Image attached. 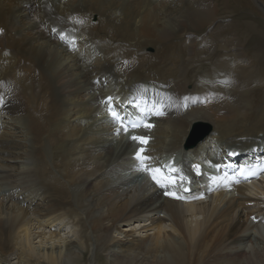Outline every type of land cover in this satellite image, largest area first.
Instances as JSON below:
<instances>
[{"label": "bare ground", "instance_id": "bare-ground-1", "mask_svg": "<svg viewBox=\"0 0 264 264\" xmlns=\"http://www.w3.org/2000/svg\"><path fill=\"white\" fill-rule=\"evenodd\" d=\"M258 3L0 0V118L11 124L7 132L31 135V144L24 147L37 162L34 167L21 163L25 171L16 174L13 166L0 164V192L10 193L0 208V260L10 263L17 255L26 264H66L63 243L44 250L33 246L34 229L41 227L50 229L53 240L73 225L70 232L80 234L78 241L67 236L63 242L66 247L79 244L84 253L91 235L81 214L71 210L77 206L99 231V251L106 252L98 257L101 263L264 264V247L241 249L246 241L254 243L253 237L264 241L252 233L264 224V165L257 164L264 161V98L259 92L264 81L258 74L264 73V30ZM233 6L245 21L219 28L216 39L202 44L199 31L221 23ZM150 48L153 53L144 54ZM202 63L211 69L200 71ZM110 107L127 130L112 119ZM130 118L151 125V135L144 132L152 141L143 156L150 158L146 163L152 170V165L162 168L164 153H180L195 121L214 123L216 136L201 140L197 149H183L177 170L166 171L176 176L184 171L186 176L178 178L184 196L159 184L122 201L136 177L113 176L142 165L139 152L131 151L125 139L126 133L140 132L127 127ZM15 131L8 135L13 138ZM7 141L1 144L5 154L19 145ZM46 148L58 176L47 164ZM239 158L242 164L252 162L258 173H247L252 167L239 171L241 166L233 165ZM202 161L217 168L229 164L219 167L211 181L213 174L205 175L210 163L202 166ZM91 178L98 180V188L89 193ZM69 187L78 195L72 196ZM186 211L202 219L190 224ZM133 220L142 221L139 231L121 229ZM151 238L154 247H148Z\"/></svg>", "mask_w": 264, "mask_h": 264}, {"label": "rangeland", "instance_id": "rangeland-1", "mask_svg": "<svg viewBox=\"0 0 264 264\" xmlns=\"http://www.w3.org/2000/svg\"><path fill=\"white\" fill-rule=\"evenodd\" d=\"M235 7L236 6H233L231 9H228L227 16H225V18H223L224 20L221 23L216 24L212 29H209V28L206 29L207 28L206 27L205 29H202L201 31H199L200 34L198 33V38H200L199 40H200V42L202 44H205L207 42L210 43L215 38L214 37V34L216 33V31L219 28H221V27L231 28L230 26H232V28H234V27L237 26V23L245 21L246 18H243L242 17V14H241L242 11L241 10H239V11L238 10H235L234 9ZM258 7H260L262 9V13L263 14H262V21L260 22V26H262V29L264 30V1L263 0H261L260 5L258 3ZM33 12H35V11H33ZM218 15H222V13H220ZM91 22L93 24H96L98 22V17H96V15H95L91 19ZM100 37H103V36H100ZM105 40H106V42H105L106 44H109V43L112 44L111 39H105ZM174 42H178V41L175 40ZM114 43H116V42H114ZM262 43H264V40L261 39L260 44H262ZM122 44L124 46H128V45H126L124 43H122ZM76 49H77V46L74 48V51ZM70 51H73V49L70 48ZM153 51H154V48H152V49L150 48V49L146 50V52H144V54H147V53L148 54H152ZM211 53L212 52H210L209 54H211ZM140 54H143V52H141ZM185 55L186 54L184 53L183 54V57H185ZM232 58L235 60V58L233 56H232ZM215 61H217V59H215ZM209 69H211L209 65H205L203 63L200 65V71L208 72ZM258 74L260 75L261 78H263V81H264V76H263L264 73L263 72H259ZM263 86H264V82L261 83L260 87H263ZM259 90H260L259 91L260 92V96L263 95V98H264V88L262 90L259 88ZM9 125H11V124L6 121V118H2V117L0 118V131H1L0 132V138H1L0 139V164H2V165L3 164L4 165L6 164V165L13 166V168L11 167L12 168V172H13V174H16L17 172H19V171H17V169L20 168V164L21 163H25L26 166L27 165H31V166L34 167L37 162L34 159H30L29 158V156L27 155L28 153L26 152V148L24 147L26 145L29 146L31 144V142H32L31 141V135L27 139L26 137L23 136L22 133H19L18 130L15 131L14 129H11L10 131H15V136L12 138L11 136L8 135L9 134L8 132H10V131H8V132L6 131V126H9ZM213 125H214V123H212L210 121H206V120H198V121H195L193 123V125H191V127L189 128V130L187 132V135L184 138L185 139V144H184L183 149L184 150L197 149V148H199V145L202 143V141H206V140L208 141L210 138H213L214 136H216V134H213ZM132 130H134V131L135 130H138L140 132L137 135H135V133H132V134L131 133H126L125 139H126V141L130 142V144H131V146H132L131 147L132 148L131 151H133V152H137L138 151L139 154H140V156H143L145 154L143 152L145 150H147L146 147H148V146L150 147V144H151L152 139L149 138V137H151L150 135H151L152 131L149 129V127L146 124V122H144L143 125H141L138 129L133 128V129H131V131ZM144 132H149L150 135L145 136ZM205 134H207V136L204 138V140L200 141L199 143H197L194 146H191L190 145V140H195V141L196 140H199V138H202ZM131 136H137V137H140L142 139H145L147 141V143H143L142 144V143H140V142H138L136 140H133L131 138ZM3 138L4 139H7L8 138V141L7 142H10L11 140L12 141L15 140L16 144L17 145L19 144L18 145V148L19 149L18 148H12V150L10 149V151L12 153H8V154L2 153L1 152V149H2L3 145L1 146V144L4 141ZM121 138L122 137L120 136L119 139H121ZM218 147H220V149H221V146L218 145ZM136 148H139V149H136ZM141 149H143V151H141ZM183 149L180 151L181 154L178 152V154L176 156H170L168 153H164L163 154V157H164L163 158L164 159L163 162L164 163L162 165V168H160V169L158 168L160 170L159 173L165 172V169L163 168V166L164 165H168V164H171L172 165V166L169 165V167H171L169 170H177L175 166H176L177 163H178V165H177L178 167L180 165L179 162L181 161V159L183 157V154H184ZM45 156L47 158L46 161H47L48 166L50 168L52 167L51 170L54 171V173L57 174V176H58L59 175V172H58V170L55 169V167L53 165L52 151H51L50 148H46V150H45ZM6 159L8 161H5ZM161 159H162V157H161ZM34 161H35V163H34ZM146 161L144 162L143 166L141 165V168L139 170H137V171L132 172L131 170H129V171L126 170V171H123L121 173H118L119 175L116 174L115 176H113V179L114 180H117V179L119 180V179H122V178L125 179V178H128L130 175L131 176L132 175H135V176H132V177H136V179L134 180V182L133 183H130L127 186L128 187V192H127V195H125V197L122 199V201H124V200L127 201V199L130 200L131 198L137 197V196L140 195L141 191H144L145 192L151 186H153V187L156 188V185H159V184H157L152 179V175L148 171L144 170L145 168H148V165H147ZM242 161H243V159H240L239 158V159H236L235 162H234V164H233L236 167H237V165H239V166L241 165V167L238 168L239 171H242V170L245 171V168H242V165H244V163L242 164ZM202 162H204V163H202ZM202 162H201V165L203 166L205 163H207L209 161H202ZM209 163H210V165H209V167L206 168L207 173H205V175H208V173H209V176H210V174L212 176V174H213V177L210 179L211 181L212 180L214 181V178L217 176L219 167L220 168H224L223 166L226 167L229 164V163L228 164L226 163L227 164L226 165L225 163L222 162L221 163L222 165L221 164H220L221 166L218 165V168H217L216 167L217 165L213 166L214 164H212V162H209ZM259 163H261L259 165H264V161H259ZM31 166H29V167H31ZM153 166L155 167V165H152L150 167L154 168ZM211 166H212V168H211ZM214 167H215V169H214ZM155 169H157V168L155 167ZM212 169H214V170H212ZM19 170H20V172L25 171L23 169H19ZM215 170L217 171V173L214 172ZM256 170H257L256 167H254L253 169L248 170V172L255 171V173L256 172L258 173V171H256ZM212 171H213V173H212ZM182 174L184 176H186L184 174V171L181 169V171L179 172V174L177 176L175 175V171H173V173L172 172H169V173H166L165 172L164 174H162L161 176H158L157 178L160 179L161 184H163L165 187L171 185L170 186L171 189L175 190L177 194H180V196H181V194H182V196H184L183 193L179 192L180 191L179 188H181L180 187V185H181L180 182L181 181H179L178 178H180V176H182ZM62 179H64V178H62ZM91 179H89V181L92 182L94 178H91ZM186 182H189V180H187ZM174 185H176V186H174ZM12 186H14V185H12ZM192 186L195 187V185L193 183H192ZM6 188H7V190H13L14 189V187H11V186H6ZM97 188H98V180L92 182V184L89 187V190H90L89 193L95 191ZM0 189H1V182H0ZM69 191H70V193H71L72 196H77L78 195V193L76 192V190L73 189V188H71V187H69ZM193 191H194V189H193ZM18 192L21 193V191H18ZM8 194L10 195V193H8ZM9 195H7L6 192H3V191L0 192V208H1V205L3 203L2 202L3 201V197H5V199H7V198L9 199V197H8ZM8 199L6 200L5 204L9 201ZM87 201L85 202V204L87 203ZM9 206L10 207H13L14 204L12 202H10L9 203ZM73 207L74 208H71V206H69L68 208H71V210H74L75 209L74 210V213H76L77 215L78 214H81V217L83 218V221H85L89 225L88 233L91 235V241L88 242V245L86 244V246H88V250L87 249H84L85 250L84 253L83 252H80L81 250H80L79 244L76 245L75 247H72V246L71 247H66L68 243L65 244L63 242V240H65V238H67V236H69L68 240H70L72 238V240H77V241H78V239L80 237V234H77V236H73V233L70 232L71 231V227L73 225H69L67 228H65L61 232L60 237H58V239L55 238L53 240H50V233H49L50 232V229L49 228L41 227L40 229H34V233L36 232L35 233L36 235L33 237V243H34L33 246L36 247L38 250H44V249L51 248L52 246H55V247L56 246H60L63 243L61 246H63L62 251H63L64 256H65V262H66V264H74V261L76 259H79V263L78 264H112V262L110 260H107V261L104 260L102 263L100 262V260H99L98 257H101V255H106V252L105 251H101V252L99 251L100 248H99V244H98V235H97L99 233V231L96 230L95 228H93V222L91 220H88L87 218H85L86 217V215L84 216L85 212H83L82 210L80 211V208L77 207V206H73ZM82 207H85V206L82 205ZM105 211H106V209H105ZM189 213L190 212H187L186 211L184 213V217L186 218V220H188V223H190V224L195 225L196 224V221H198V220L200 221L202 219L201 218L202 217L201 214H199V215L194 214V216H192V213H190V214ZM98 214H99L98 211H94V216H98ZM251 219L249 220L250 222H252L254 220V219H252V221H251ZM253 222H255V220ZM253 222L251 223V225L253 224ZM141 223H142V221L133 220L132 222L127 223V224L126 223H122L120 227L123 230L136 229V230L139 231L140 228H141V226H142ZM262 225H263V227H259L261 229L253 228L252 229L253 230L252 233L253 234L255 233L254 236H259V237H262V239H263L264 238V229H263L264 228V224H262ZM33 228H38V227H35V223H34ZM73 229L75 231L77 230V233H81V228L80 227H76V228L74 227ZM42 232L45 233V237H44V235L39 236ZM148 234H152V232H149ZM116 235H118V233ZM60 238H62V239H60ZM151 240H152V238H151ZM151 240H149L148 247H154L155 246V244H154L155 241L154 240L151 241ZM253 242L254 243H251V241L250 242L249 241H246V244H244L243 246H241V249H244L245 252H250L251 249H258L259 251H261L263 249L264 246H262V245H264V241H262V243L256 242L255 241V237H253ZM97 247H98V249H97ZM116 251L118 252V249ZM161 256L164 257V254H161ZM16 257H17V255H12L10 257V263L8 261H6V260H0V264H26L25 261H19ZM256 263L257 262H255V264ZM143 264H146V263H143Z\"/></svg>", "mask_w": 264, "mask_h": 264}, {"label": "snow or ice", "instance_id": "snow-or-ice-1", "mask_svg": "<svg viewBox=\"0 0 264 264\" xmlns=\"http://www.w3.org/2000/svg\"><path fill=\"white\" fill-rule=\"evenodd\" d=\"M111 99H112V98H109V100H111ZM109 113H110V115H111V117H112L113 120H115V121H117V122L120 123L122 129L127 130V129L125 128L124 124H123V118L119 115V113L115 110V108H111V107H110V108H109ZM133 127H136V125H133ZM148 127H151V125H148ZM132 139H133V140H136V141H138V142H140V143H142V144H143V143H147V141H146L145 139H142V138L137 137V136H133ZM141 151H143V149H141ZM137 159L141 161V164H142V166H143L144 162H145L146 160L150 159V158L147 157V156H140L139 153H138V154H137ZM144 170L150 172V174L152 175V179H153L157 184H160L161 187L164 186L163 184H161L160 179H158V178H157V175H156V173H159V171H160L159 169L152 170V169H150V168H145ZM176 198H179V197H176Z\"/></svg>", "mask_w": 264, "mask_h": 264}, {"label": "water", "instance_id": "water-1", "mask_svg": "<svg viewBox=\"0 0 264 264\" xmlns=\"http://www.w3.org/2000/svg\"><path fill=\"white\" fill-rule=\"evenodd\" d=\"M195 132H196V131H195ZM206 136H207V134H205L203 137L205 138ZM203 137H202V139H200L199 141L204 140ZM193 141H194V140H190V145L193 144ZM196 141H197V140H196ZM199 141H198V142H199ZM195 143H197V142H195Z\"/></svg>", "mask_w": 264, "mask_h": 264}]
</instances>
